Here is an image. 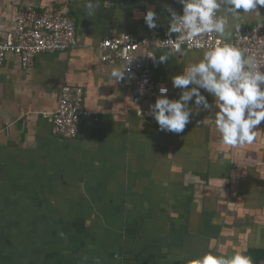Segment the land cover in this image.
I'll list each match as a JSON object with an SVG mask.
<instances>
[{"label":"crops","instance_id":"0c3cea01","mask_svg":"<svg viewBox=\"0 0 264 264\" xmlns=\"http://www.w3.org/2000/svg\"><path fill=\"white\" fill-rule=\"evenodd\" d=\"M169 6L180 14L178 0H100L91 15L85 0H0V31L28 7L59 8L77 44L28 69L9 54L0 71V264H198L264 248V121L240 148L221 144L214 114L195 108L182 133L160 131L149 114L158 96L136 101L132 83H115L100 62L106 38L167 36ZM149 9L158 24L147 30ZM258 11L231 22L241 27L230 42L264 24ZM187 52L151 63L169 99L181 91L171 78L202 58ZM64 86L83 90L88 112L74 140L52 134Z\"/></svg>","mask_w":264,"mask_h":264},{"label":"clouds","instance_id":"9594fccd","mask_svg":"<svg viewBox=\"0 0 264 264\" xmlns=\"http://www.w3.org/2000/svg\"><path fill=\"white\" fill-rule=\"evenodd\" d=\"M182 5V14L172 7L168 23V51L156 55L149 50L146 54L156 63H165L175 53L182 52V44L192 48L203 49L202 58L189 62L181 74L171 78L174 88L180 89L178 99H169L168 89L160 87V96L150 105V115L157 122L159 130L170 133H182L191 122L194 113L209 111L215 128L219 133L220 143L230 148H240L253 144L256 127L264 121V71L255 55H246L243 50L230 42L233 31H239L241 14L256 13L258 6H264V0H178ZM100 7V0H85V8L89 15ZM243 10L241 13L240 10ZM143 19L149 29L158 24L154 10L144 13ZM231 23V27H230ZM215 33V43H201L199 37ZM172 34H176L175 39ZM127 57V51L123 53ZM158 58V59H157ZM133 59L126 60L124 70L113 67L110 78L116 83L124 79L127 66ZM190 86V87H189ZM201 90L212 98L209 103ZM193 103V107L189 106ZM215 108L216 111L211 110ZM198 264H248L240 253L231 256L205 254Z\"/></svg>","mask_w":264,"mask_h":264},{"label":"built area","instance_id":"2783aa9c","mask_svg":"<svg viewBox=\"0 0 264 264\" xmlns=\"http://www.w3.org/2000/svg\"><path fill=\"white\" fill-rule=\"evenodd\" d=\"M182 14V8L181 12ZM147 30H150L146 23ZM176 34H172L175 39ZM168 36L162 38L146 36L134 39L106 38L101 41L100 62L107 67H120L124 70L126 60L133 59L127 66L125 78L133 85L136 101L160 96L162 86L156 84L151 76L152 59L146 56L149 50L168 51ZM201 43L217 40L216 34H205L198 38ZM182 44V52L188 51V44ZM245 52L255 55L260 64H264V24L234 34L231 42ZM76 30L74 21L67 12L59 8H49L40 12L28 7L19 12L15 18L12 31H0V71L6 57L13 54L19 57L23 69H28L35 57L41 54L65 53L76 47ZM203 51L192 48L191 51ZM127 51V57L123 55ZM179 54V53H175ZM264 71V65L261 66ZM169 93H166V95ZM84 93L81 88L64 86L61 90L56 111L52 114V134L63 140H74L79 133L80 121L88 115L84 108Z\"/></svg>","mask_w":264,"mask_h":264},{"label":"water","instance_id":"95a60500","mask_svg":"<svg viewBox=\"0 0 264 264\" xmlns=\"http://www.w3.org/2000/svg\"><path fill=\"white\" fill-rule=\"evenodd\" d=\"M117 257L119 256V251L115 249ZM248 261V264H264V248L258 247H248L240 252Z\"/></svg>","mask_w":264,"mask_h":264}]
</instances>
